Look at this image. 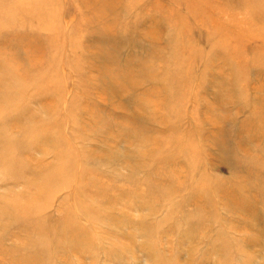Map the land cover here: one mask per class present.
Listing matches in <instances>:
<instances>
[{"label":"rangeland","instance_id":"1","mask_svg":"<svg viewBox=\"0 0 264 264\" xmlns=\"http://www.w3.org/2000/svg\"><path fill=\"white\" fill-rule=\"evenodd\" d=\"M118 4L0 0V264H264V0Z\"/></svg>","mask_w":264,"mask_h":264},{"label":"bare ground","instance_id":"2","mask_svg":"<svg viewBox=\"0 0 264 264\" xmlns=\"http://www.w3.org/2000/svg\"><path fill=\"white\" fill-rule=\"evenodd\" d=\"M49 1H52V0H49ZM120 1H123V0H90V3H92V4H99L100 2L101 3H103V5H104V7L105 8H108V9H110L111 11H114V6H115V4L117 3H119ZM119 5V4H118ZM105 8L104 9H101V11H98V10H96V9H94V10H90L91 11V15H90V17H92V18H96V19H102V17L104 16V14H105ZM96 10V11H95ZM58 15H60V13L58 12V14H57V16ZM103 15V16H102ZM33 16V15H32ZM152 23V22H151ZM14 35V34H13ZM104 84H106L105 83V81H102ZM85 86H90V81L88 80V81H86V83H85ZM89 88V87H88ZM115 89H113V91H114ZM112 91V92H113ZM119 91H120V88H117V93H118V95H119ZM85 94H88V95H90V91H88V92H85ZM105 95V94H104ZM88 99H89V103H87L85 106L87 107V108H89L90 107V97L88 96ZM4 103V102H3ZM5 104V103H4ZM261 106H263L264 107V101L262 102V104H261ZM90 111V110H89ZM263 113H264V111H262ZM90 115H91V113H90ZM133 115V117L135 118V120L137 121V120H139V119H141L140 120V122H138L137 124H138V127H139V129L142 131V130H147V128L149 127V124H148V121L145 119V118H143L142 116H141V112H139L138 111V113H133L132 114ZM254 115H258V114H253L252 116L254 117ZM260 115V114H259ZM264 120V119H263ZM83 125L85 126V127H83L82 128V130H84V132L86 131V132H88L89 134H90V124H87V122H84L83 123ZM86 125H89V126H86ZM101 129V128H100ZM259 132H264V131H262L260 128H259ZM103 132H104V130H103ZM89 134H87V135H89ZM262 134H264V133H262ZM90 139H95V141L96 142H101V143H103L104 145H105V147H107L108 149H116V150H118L117 148L119 147L118 145H117V141H118V139L117 140H115L114 138H112V137H105V138H103V137H100V136H98V135H96L95 137H92V138H90ZM12 145H15V143H13ZM143 146V145H142ZM7 149L9 150V147H7ZM123 151H125V150H123ZM123 151H122V153H121V155L123 154ZM126 152V151H125ZM111 155V154H110ZM118 155H120L119 153H118ZM92 156V155H91ZM94 157H96L95 155H93ZM142 157H144V155H141ZM101 158V157H100ZM115 158V157H114ZM118 158H120V156H118L117 157V159ZM110 160H113V159H107L106 160V162H107V165H109V164H111V161ZM131 169L132 170H135L133 167H131ZM252 169L250 168L249 169V171H251ZM247 172V171H246ZM247 174L248 175H250V176H252V177H258V173L257 172H253V173H249V172H247ZM45 176H43V178H44ZM44 181V180H43ZM46 181V180H45ZM40 182L42 185L44 184V186H46L45 184H47L48 183V181H46V182ZM50 188H51V186H50ZM43 192V191H42ZM41 191L40 192H36L34 195H32V196H29L28 198H27V200L28 199H30L28 202H27V200L26 201H20V199H18V198H15L14 200H12V201H10V202H5V204H3V205H1V210H3V214H0V219H3V217H4V219H5V217L7 216L8 218L9 217H14V218H16V217H20V216H22V217H20V220L21 219H23L25 216H30L31 217V220L30 221H38V219H39V217L38 216H36L35 214H34V212L35 211H37V209L39 208V205H38V203L37 202H39L41 199H43L47 194H46V192H44V193H42ZM38 197H41L40 198V200L39 201H37L36 200V205L35 204H30V203H35V200L34 199H37ZM47 198H48V196H46L45 198H44V204H45V202H46V200H47ZM42 201V200H41ZM28 204H30L29 205V207L27 206ZM46 205V204H45ZM48 205V204H47ZM43 206V205H42ZM41 206V207H42ZM15 211V212H14ZM23 211H31V213L29 214V215H27V214H23ZM85 211H86V209H85ZM14 212V213H13ZM34 219V220H33ZM50 219V218H49ZM50 220H52V219H50ZM65 220H71V218H68V219H65ZM37 223H39V225L42 227V225H41V221H38ZM58 223H59V220L57 221V219H56V225H57V227H58V230H61L62 228L59 226V225H62L63 224V222L61 221L60 223H59V225H58ZM71 223H69V225H70ZM2 227V225L0 224V228ZM72 249V248H71Z\"/></svg>","mask_w":264,"mask_h":264}]
</instances>
